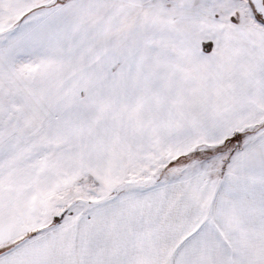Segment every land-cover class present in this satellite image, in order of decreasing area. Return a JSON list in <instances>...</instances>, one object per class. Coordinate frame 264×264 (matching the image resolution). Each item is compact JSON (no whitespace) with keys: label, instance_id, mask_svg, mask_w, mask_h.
<instances>
[{"label":"snow or ice","instance_id":"1","mask_svg":"<svg viewBox=\"0 0 264 264\" xmlns=\"http://www.w3.org/2000/svg\"><path fill=\"white\" fill-rule=\"evenodd\" d=\"M0 264H264V0H0Z\"/></svg>","mask_w":264,"mask_h":264}]
</instances>
